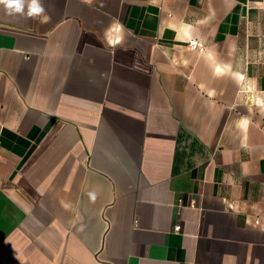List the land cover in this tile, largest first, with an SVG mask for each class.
<instances>
[{
	"label": "crops",
	"instance_id": "0c3cea01",
	"mask_svg": "<svg viewBox=\"0 0 264 264\" xmlns=\"http://www.w3.org/2000/svg\"><path fill=\"white\" fill-rule=\"evenodd\" d=\"M41 3L0 4V264H264V0Z\"/></svg>",
	"mask_w": 264,
	"mask_h": 264
},
{
	"label": "clouds",
	"instance_id": "9594fccd",
	"mask_svg": "<svg viewBox=\"0 0 264 264\" xmlns=\"http://www.w3.org/2000/svg\"><path fill=\"white\" fill-rule=\"evenodd\" d=\"M0 4L5 6L9 14L26 15L33 19L42 17L41 22L48 20L41 0H0Z\"/></svg>",
	"mask_w": 264,
	"mask_h": 264
},
{
	"label": "built area",
	"instance_id": "2783aa9c",
	"mask_svg": "<svg viewBox=\"0 0 264 264\" xmlns=\"http://www.w3.org/2000/svg\"><path fill=\"white\" fill-rule=\"evenodd\" d=\"M188 45L192 48V49H197L199 51H205L206 46L203 43H200L199 41L195 40V39H191L188 42ZM181 226L177 225L175 227L176 230H180Z\"/></svg>",
	"mask_w": 264,
	"mask_h": 264
}]
</instances>
